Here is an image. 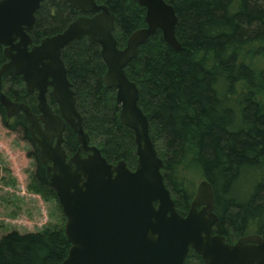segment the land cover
<instances>
[{
    "label": "trees",
    "instance_id": "1",
    "mask_svg": "<svg viewBox=\"0 0 264 264\" xmlns=\"http://www.w3.org/2000/svg\"><path fill=\"white\" fill-rule=\"evenodd\" d=\"M166 1L178 16L181 50L175 51L158 31L125 71L139 88V104L164 160L162 173L177 211H189L197 189L195 173L209 180L219 217L214 232L234 243L264 228V103L257 95L264 76V0ZM97 2L116 15L114 35L121 48L132 32L146 25V9L136 0ZM80 14L67 0H44L36 12L33 42L63 32ZM3 51L0 45V67L6 61ZM61 56L91 143L110 163L125 160L134 169L135 135L120 121L115 89L105 84L100 45L84 37L66 45ZM255 57L263 61L262 72L253 64ZM4 92L38 113L36 93L27 92L21 76L6 78ZM0 118L30 145L31 190L46 202L58 201L23 114L8 119L0 104ZM64 138L68 154L76 152L79 143L69 126ZM45 224L30 231L14 226L3 233L0 264H60L71 247L65 222ZM184 264L204 261L191 249Z\"/></svg>",
    "mask_w": 264,
    "mask_h": 264
},
{
    "label": "water",
    "instance_id": "2",
    "mask_svg": "<svg viewBox=\"0 0 264 264\" xmlns=\"http://www.w3.org/2000/svg\"><path fill=\"white\" fill-rule=\"evenodd\" d=\"M43 1L0 0V45L6 58L0 67V104L8 119L23 114L38 158L47 166L71 243L60 264H184L191 249L204 264H264V228L234 243L214 232L219 217L209 180L197 185L186 215L177 211L162 173L164 160L139 104V88L126 74L140 47L158 31L175 51L181 50L175 7L166 0H136L146 9V25L132 32L121 48L114 35L116 15L97 0H67L81 14L63 32L34 43L31 32ZM84 37L100 45L105 84L116 91L121 123L134 132V169L125 160L110 163L83 126L61 53ZM17 76L28 93H37L38 113L3 91V80ZM49 89L57 113L48 102ZM68 126L79 143L71 155L64 147Z\"/></svg>",
    "mask_w": 264,
    "mask_h": 264
},
{
    "label": "rangeland",
    "instance_id": "3",
    "mask_svg": "<svg viewBox=\"0 0 264 264\" xmlns=\"http://www.w3.org/2000/svg\"><path fill=\"white\" fill-rule=\"evenodd\" d=\"M253 64L257 71H263L261 58L255 57ZM257 84L258 98L264 103V76ZM4 86L5 80L3 91ZM29 149L30 145L6 129L0 118V237L14 226L20 231H30L37 230L38 223L44 226L48 222H66L56 199L46 202L41 194L31 190L34 160L28 157ZM195 179L197 188L204 178L195 173Z\"/></svg>",
    "mask_w": 264,
    "mask_h": 264
},
{
    "label": "flooded vegetation",
    "instance_id": "4",
    "mask_svg": "<svg viewBox=\"0 0 264 264\" xmlns=\"http://www.w3.org/2000/svg\"><path fill=\"white\" fill-rule=\"evenodd\" d=\"M34 93H36V92H34ZM37 94V93H36ZM47 97H48V102H49V104L51 105V107L53 108V110L57 113L58 112V105H57V103H56V101H55V99H54V97L52 96V94H51V89H49V92H48V94H47ZM51 97H53V100H54V103L53 104H51Z\"/></svg>",
    "mask_w": 264,
    "mask_h": 264
}]
</instances>
